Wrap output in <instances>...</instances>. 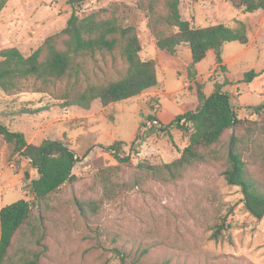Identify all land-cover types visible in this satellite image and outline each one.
<instances>
[{
	"label": "rangeland",
	"instance_id": "1",
	"mask_svg": "<svg viewBox=\"0 0 264 264\" xmlns=\"http://www.w3.org/2000/svg\"><path fill=\"white\" fill-rule=\"evenodd\" d=\"M148 4L149 0H85L78 15L108 9L104 15L109 17L115 7L117 17L135 28L140 58L155 61L156 87L106 107L95 101L88 111L61 107L57 97L64 84L43 88L30 83L14 94L0 90L1 124L22 134L28 144L62 140L77 157L74 181L38 205L28 187L37 178L36 169L29 160L11 154L0 139V208L27 200L33 215H42L43 228L38 240L17 233L6 264H26L19 258L22 248L37 251L38 264H264V217H252L239 188L222 176L229 135H234L248 170L264 182V111L255 114L247 108L264 103V12L244 14L228 0H179L180 16L191 27H233L241 21L247 29L248 44H224V68L216 66L211 51L191 67L187 47H178L173 55L156 48ZM70 13L66 0H8L0 11V51L16 48L28 56L65 27ZM116 58V67L122 69ZM98 64L113 75L109 58ZM248 71L262 73L242 82ZM197 85L205 95L215 88L229 92L242 123L214 147L216 160L189 167L176 182L153 180L139 165L172 162L188 144V133L171 128L151 133L133 150L129 143L151 127L150 122L141 126L147 116L166 125L193 110ZM114 141L127 144L123 156H129L128 163L118 164L108 150ZM115 167L109 177L114 194L106 197L97 174ZM116 250L125 255L123 262Z\"/></svg>",
	"mask_w": 264,
	"mask_h": 264
},
{
	"label": "trees",
	"instance_id": "2",
	"mask_svg": "<svg viewBox=\"0 0 264 264\" xmlns=\"http://www.w3.org/2000/svg\"><path fill=\"white\" fill-rule=\"evenodd\" d=\"M7 1L0 0V11ZM84 1L66 0L71 13L65 27L47 37L28 56L16 48L0 51L2 92H22L30 83L39 84L43 88L64 84L57 97L61 101V107H76L88 111L95 101L106 107L134 98L157 86L155 61L140 58L141 44L135 28L124 24L117 17L115 7H111L112 13L109 17L104 15L108 13V9L79 16L78 10ZM228 1L234 9L244 14L264 12V0ZM148 13L156 48L173 55L178 47H187L191 53V67L202 61L211 51L216 66L224 68V44H248L247 29L241 21H236L233 27L224 24L191 27L180 16L179 0H149ZM116 56L123 65L122 69L116 67ZM107 58L113 66V75L106 74L98 64L99 59L105 62ZM261 73L248 71L242 82H251ZM190 75L193 76L192 73ZM262 94L264 96V90ZM196 100L193 110L176 116L166 125H162L154 116H147L144 122L141 121V126L150 122L151 127L143 137L137 135L129 143V148L133 150L134 145H139L151 133H166L171 128L188 133V144L172 162L139 165L153 180L162 183L176 182L182 179L189 167L216 160L214 147L221 142L227 131L242 123L233 110L229 92L215 88L211 94L205 95L202 87L197 85ZM247 108L258 114L264 111V103ZM0 139L11 154L29 160L36 169L37 178L28 185L36 204H44L65 184L74 181L72 170L77 157L64 141L45 139L37 145L28 144L22 134L8 130L1 123ZM237 142L234 135H229L222 176L228 185L239 188L246 211L252 217L261 219L264 217V182L248 170L246 162L238 152ZM126 146L123 141H114L108 147L118 164L130 161L129 156H123ZM114 170L116 167L101 170L97 174L106 197L114 194L112 184H109V177ZM95 208L93 203L91 209ZM42 230V215L39 211L33 215L29 201L20 199L0 208V264L8 262V250L17 233L22 232L23 235L38 240L41 235L38 236L37 233ZM20 253L19 258L26 264H38L37 251L22 248ZM116 253L123 262L125 255L117 250Z\"/></svg>",
	"mask_w": 264,
	"mask_h": 264
},
{
	"label": "crops",
	"instance_id": "3",
	"mask_svg": "<svg viewBox=\"0 0 264 264\" xmlns=\"http://www.w3.org/2000/svg\"><path fill=\"white\" fill-rule=\"evenodd\" d=\"M263 90H264V88L261 90V94H262Z\"/></svg>",
	"mask_w": 264,
	"mask_h": 264
}]
</instances>
